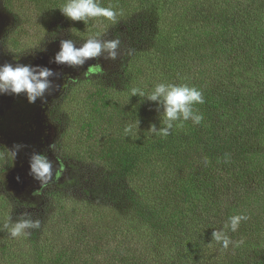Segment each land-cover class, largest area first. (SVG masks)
Returning <instances> with one entry per match:
<instances>
[{
	"label": "trees",
	"instance_id": "16d2710c",
	"mask_svg": "<svg viewBox=\"0 0 264 264\" xmlns=\"http://www.w3.org/2000/svg\"><path fill=\"white\" fill-rule=\"evenodd\" d=\"M160 1L96 0L118 12L116 22L97 17L73 25H91L86 42L119 39L116 55L122 57L114 71H95L85 91L92 118L79 124L77 134L85 150L70 155L63 147L58 153L62 161H89L91 167L86 172L68 165L66 184H55L45 195V207L61 208L60 226L30 248L37 264H174L175 258L178 264H264V0H184L173 8L180 15L170 7L160 12ZM44 2V9L64 4ZM142 58L163 83L203 93L205 103L194 105L203 115L199 125L177 121L167 137L156 135L165 128L163 100L132 95L133 88L146 94L152 86L142 80L128 87L136 82L129 74L124 91L136 104L127 110L110 77L120 78L129 59ZM158 122L163 128L150 129ZM128 126L132 132L126 135ZM6 153L0 158V219L10 230L25 218L17 222L22 203L4 187L12 163ZM76 189L85 199L67 213L60 199ZM95 200L100 205L93 208ZM82 214L91 217L90 224ZM241 214L248 219L237 231L225 227ZM36 221L44 222L30 223ZM222 230L243 243L224 249L213 240V232ZM6 251L1 245V255ZM27 260L21 254L15 264Z\"/></svg>",
	"mask_w": 264,
	"mask_h": 264
},
{
	"label": "rangeland",
	"instance_id": "374dc122",
	"mask_svg": "<svg viewBox=\"0 0 264 264\" xmlns=\"http://www.w3.org/2000/svg\"><path fill=\"white\" fill-rule=\"evenodd\" d=\"M63 2L66 3V0ZM160 4V12L170 7L173 15V10L178 13V9H173L175 5H184L185 2L184 0H161ZM62 6V4H56L44 9L47 7L44 0L42 2L41 0H9V7H6L4 0H0V66L6 64L13 67L29 66L37 70L48 69L52 73L48 77L49 88L34 103H28L23 93L19 95L0 94V151L1 149L11 151L14 145L21 146L8 168L9 171L4 175V187L15 193L22 203L17 212V222L20 217L25 218H21L23 220L20 222L30 223L34 219L44 221L39 223L43 228L24 229L26 236H30L31 240L22 241L19 237L12 238L10 230H4V217L0 219V246L4 244L7 246L6 253L3 255L0 253V264H15L19 261L21 254L28 258L25 264H37L36 258L30 257L28 253L30 248L43 242L47 236H50L49 231H55L60 226L57 219L61 214V208L59 209L54 204L45 207L43 203L46 200L45 195H51L50 191L55 184H66L64 179L68 165H76L82 171L88 172L91 163L85 161L79 166L73 160L62 161V156L58 153L63 147L70 155L77 150L81 152L85 150L78 143L81 141L77 142V134L79 124L92 118L90 108L85 102V91L91 88V83L95 82L94 67L99 68V72L106 70L112 72L122 57L119 53L116 56L120 57L112 61L107 51L102 50L99 56L86 59L82 65L70 66L66 63H56L54 58L60 51L62 42L70 40L74 48L79 49L86 43L84 37L93 34L89 24L80 27L79 30L74 28L73 25L80 21H72L65 17L60 10ZM57 11L60 16H58L59 22L55 23L53 19H55L54 16L58 19ZM178 15H174L177 21L180 19ZM92 27L97 29L98 25L92 24ZM109 37L108 33L107 39L110 40ZM158 57L156 55V58ZM147 62L144 58L129 59L125 65L126 72L124 71L123 74L120 72V78L110 77L112 87L120 90L121 96L124 95L125 99L128 98V92L124 91L126 86L123 85L126 84L124 82L126 74H129L127 78L136 80L132 83L127 82L130 88L131 84L136 86L138 84L135 83H142V80L150 83L152 88L144 96L146 102L152 101L148 97L155 85L163 83V77L158 76L154 71L152 73L151 68H147ZM152 67L156 66L152 65ZM91 69L93 70L90 71ZM147 72L148 76H146ZM112 95L114 96L115 93L113 92ZM130 100L127 99L125 105L129 112H133L136 102ZM63 127L68 130V133L63 134ZM149 127L159 129V127L163 128V125L158 122V125L151 124ZM52 145H55V148ZM52 149H55L56 153ZM33 155L44 156L52 164L53 176L45 185L30 174V160ZM57 172L59 176L56 175ZM82 176H85L86 181L88 180V173ZM40 190L43 191L40 192ZM84 196L77 189L71 193L67 192L61 197L59 206H64L63 210L68 213V208H75V201L85 199ZM98 205L100 203L95 200L93 208ZM90 218L82 214V221ZM90 223L89 220L88 224ZM76 224L79 223L76 222ZM106 231L109 232V239H112L114 237L112 230L107 229ZM121 238L125 241L126 237L122 234ZM180 261L179 258H175L173 262L178 264Z\"/></svg>",
	"mask_w": 264,
	"mask_h": 264
},
{
	"label": "clouds",
	"instance_id": "9594fccd",
	"mask_svg": "<svg viewBox=\"0 0 264 264\" xmlns=\"http://www.w3.org/2000/svg\"><path fill=\"white\" fill-rule=\"evenodd\" d=\"M60 10L65 17L72 21H85L89 18L103 17L114 23L118 16L117 11H114L111 7H101L96 3V0H66ZM119 44V39L103 45L96 39H88L82 48L76 49L70 40L64 41L54 59L56 63H66L70 66L82 65L86 59L99 56L102 50L107 51L109 57L114 59L116 57L115 50ZM94 70L99 72V68ZM51 74L48 69L37 70L29 66L13 67L9 64L0 66V94L11 93L19 95L23 93L28 103H34L49 88L48 77ZM137 93L141 96L145 95L144 91L139 88L131 90L132 95ZM148 98L152 101L162 98L165 105V128L156 133L162 138L170 134L169 129H172L177 121L191 120L193 124L199 125L203 120V115L194 110V105L205 103L203 93L196 87L159 83L155 85ZM153 131L155 130L153 129ZM124 132L126 135L132 132V126L126 127ZM20 147V145H14L13 150L0 152V158L4 156V152H7L8 158L13 161ZM52 147L55 148V145H52ZM205 163H207L206 159ZM30 174L39 180L42 185H45L53 176L52 164L44 156L33 155L30 160ZM56 175L59 176V172ZM17 180H19V177H17ZM247 219L246 215H234L230 217L225 227L235 232L239 228L241 221H246ZM38 226V222L36 224H31L27 221L17 223L10 229V236L12 238L24 237L27 235L24 229ZM213 240L220 243L224 249H228L229 244H233L235 247L243 243V241H231L223 230L213 232Z\"/></svg>",
	"mask_w": 264,
	"mask_h": 264
}]
</instances>
